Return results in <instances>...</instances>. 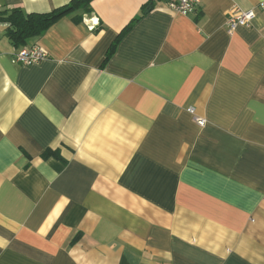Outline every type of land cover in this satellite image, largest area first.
Wrapping results in <instances>:
<instances>
[{
    "label": "crops",
    "instance_id": "0c3cea01",
    "mask_svg": "<svg viewBox=\"0 0 264 264\" xmlns=\"http://www.w3.org/2000/svg\"><path fill=\"white\" fill-rule=\"evenodd\" d=\"M71 1L0 0V264H264V0H93L5 34Z\"/></svg>",
    "mask_w": 264,
    "mask_h": 264
},
{
    "label": "trees",
    "instance_id": "16d2710c",
    "mask_svg": "<svg viewBox=\"0 0 264 264\" xmlns=\"http://www.w3.org/2000/svg\"><path fill=\"white\" fill-rule=\"evenodd\" d=\"M93 0H72L70 3L63 5L47 14L26 13L22 9H11L4 12L2 19L10 24L7 37L14 43V47L24 46L27 40L39 37L46 32L52 25L58 22L61 18L73 14L78 10H82L84 14H89L92 11L91 3ZM154 8L151 2L146 3L140 9V14L137 15L124 29H122L118 38L113 42L108 54L106 62L113 55L120 40L130 32V29L135 26L145 15L149 14ZM77 21H82V18H76ZM55 155L52 151H48L44 158Z\"/></svg>",
    "mask_w": 264,
    "mask_h": 264
},
{
    "label": "built area",
    "instance_id": "2783aa9c",
    "mask_svg": "<svg viewBox=\"0 0 264 264\" xmlns=\"http://www.w3.org/2000/svg\"><path fill=\"white\" fill-rule=\"evenodd\" d=\"M167 2L169 9L180 15H189L194 13L196 8L201 3L200 0H168ZM260 8L264 10V1L260 4ZM255 19L256 13L252 10L241 11L234 8L230 12L225 26L229 33H233L237 27H252V23ZM45 58H47V55L39 49V47L22 48L14 55V60L23 65H31L42 62ZM189 111L191 113L193 112L192 110ZM197 123L199 126H204L205 121L198 120Z\"/></svg>",
    "mask_w": 264,
    "mask_h": 264
}]
</instances>
